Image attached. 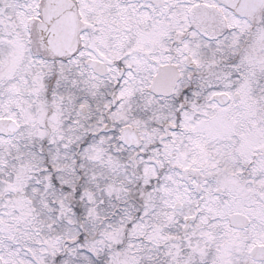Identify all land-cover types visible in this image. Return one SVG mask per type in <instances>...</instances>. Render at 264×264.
<instances>
[{
  "label": "snow or ice",
  "instance_id": "6c2138e0",
  "mask_svg": "<svg viewBox=\"0 0 264 264\" xmlns=\"http://www.w3.org/2000/svg\"><path fill=\"white\" fill-rule=\"evenodd\" d=\"M0 264H264V0H0Z\"/></svg>",
  "mask_w": 264,
  "mask_h": 264
}]
</instances>
